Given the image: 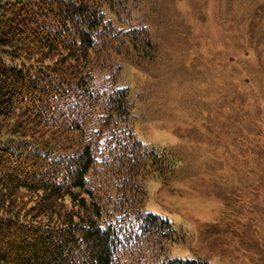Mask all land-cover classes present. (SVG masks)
Here are the masks:
<instances>
[{"label": "trees", "instance_id": "1", "mask_svg": "<svg viewBox=\"0 0 264 264\" xmlns=\"http://www.w3.org/2000/svg\"><path fill=\"white\" fill-rule=\"evenodd\" d=\"M128 2L0 0V264H213L171 257L181 233L144 207L172 159L119 84L154 47Z\"/></svg>", "mask_w": 264, "mask_h": 264}, {"label": "rangeland", "instance_id": "2", "mask_svg": "<svg viewBox=\"0 0 264 264\" xmlns=\"http://www.w3.org/2000/svg\"><path fill=\"white\" fill-rule=\"evenodd\" d=\"M128 3L122 26L154 47L117 59L119 84L137 137L172 159L144 178L145 210L181 233L171 257L264 264V0Z\"/></svg>", "mask_w": 264, "mask_h": 264}]
</instances>
